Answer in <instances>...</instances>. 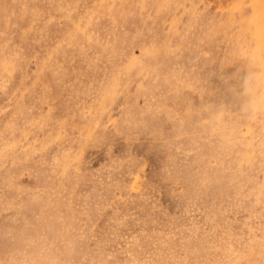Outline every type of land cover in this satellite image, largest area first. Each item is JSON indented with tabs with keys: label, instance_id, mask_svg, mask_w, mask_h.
<instances>
[{
	"label": "rangeland",
	"instance_id": "rangeland-1",
	"mask_svg": "<svg viewBox=\"0 0 264 264\" xmlns=\"http://www.w3.org/2000/svg\"><path fill=\"white\" fill-rule=\"evenodd\" d=\"M0 264H264V0H0Z\"/></svg>",
	"mask_w": 264,
	"mask_h": 264
}]
</instances>
